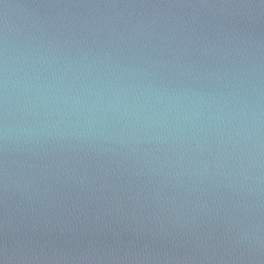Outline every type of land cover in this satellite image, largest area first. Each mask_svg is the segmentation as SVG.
<instances>
[{
	"label": "water",
	"instance_id": "water-1",
	"mask_svg": "<svg viewBox=\"0 0 264 264\" xmlns=\"http://www.w3.org/2000/svg\"><path fill=\"white\" fill-rule=\"evenodd\" d=\"M0 264H264V0H0Z\"/></svg>",
	"mask_w": 264,
	"mask_h": 264
}]
</instances>
